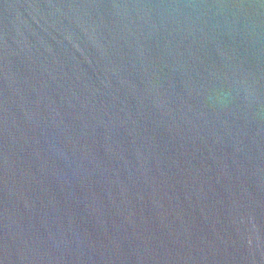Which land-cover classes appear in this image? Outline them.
I'll use <instances>...</instances> for the list:
<instances>
[{"label": "water", "instance_id": "water-1", "mask_svg": "<svg viewBox=\"0 0 264 264\" xmlns=\"http://www.w3.org/2000/svg\"><path fill=\"white\" fill-rule=\"evenodd\" d=\"M0 264H264V0H0Z\"/></svg>", "mask_w": 264, "mask_h": 264}]
</instances>
